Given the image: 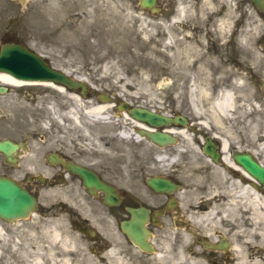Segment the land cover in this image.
Here are the masks:
<instances>
[{"label": "flooded vegetation", "instance_id": "flooded-vegetation-1", "mask_svg": "<svg viewBox=\"0 0 264 264\" xmlns=\"http://www.w3.org/2000/svg\"><path fill=\"white\" fill-rule=\"evenodd\" d=\"M102 2L76 5L83 10ZM260 50L264 61V38ZM259 71L261 86L264 67ZM4 77L0 73V179L33 194V215L62 217L79 234L78 253L69 264L112 258L127 264H264V185L237 160L247 155L264 168V154L257 141L246 139L239 121L193 128L201 156L197 177L185 179L179 166L189 158L179 151L187 149L152 146L123 118H112L117 124L101 132L87 120L81 121L82 131L68 118H41L38 110L26 114L23 88ZM83 174L102 188L89 186ZM152 179L172 186L155 188ZM133 213L147 250L123 230ZM23 221L0 218V264L22 263Z\"/></svg>", "mask_w": 264, "mask_h": 264}, {"label": "rangeland", "instance_id": "rangeland-1", "mask_svg": "<svg viewBox=\"0 0 264 264\" xmlns=\"http://www.w3.org/2000/svg\"><path fill=\"white\" fill-rule=\"evenodd\" d=\"M81 1L25 0L17 5L0 0V46L21 43L53 68L85 78L114 102L123 100L166 115L210 118L207 124L216 120L208 112L211 103L221 92L231 90L236 105L216 121L219 125L239 121L246 139L256 136L264 148V101L257 85V66H261L257 41L264 33V17L248 0H238L246 14L239 12L233 0H159L163 9L158 14L140 8L138 0L113 4L103 0L98 8L88 5L83 10L76 5ZM180 3L185 5L184 13L174 11L172 19L166 20L169 9ZM234 56L238 65L232 63ZM26 90L37 92L35 107L23 96L26 114L37 108L43 118H69L66 113L76 104L67 92L47 87ZM200 91L207 92V101L199 99ZM96 106L95 99H81L77 117L100 118L84 114ZM103 107L101 116L124 118L111 104ZM97 121L98 130L110 129L105 125L111 123ZM188 136L180 142L189 151V161L180 168L187 174L185 179H195L199 153L193 136ZM22 225L21 264H56L78 248L79 235L62 217L35 216ZM51 230L60 236L52 237ZM105 264L123 263L116 259Z\"/></svg>", "mask_w": 264, "mask_h": 264}, {"label": "water", "instance_id": "water-1", "mask_svg": "<svg viewBox=\"0 0 264 264\" xmlns=\"http://www.w3.org/2000/svg\"><path fill=\"white\" fill-rule=\"evenodd\" d=\"M250 1L259 9H263V0ZM151 4H153V0L142 2V5ZM0 69L8 71L18 79L49 81L65 85L71 89L81 88V95L85 94L84 84L70 80L64 74L49 69L38 56L31 54L19 45L10 44L2 47L0 52ZM100 98L103 99L102 97ZM119 108H125V106L120 105ZM128 114L132 118L146 121L151 125L166 124L168 122L166 119L168 117L141 108H132L128 111ZM175 118L182 117L177 116ZM148 136L159 144L167 140L166 135L162 133H149ZM242 160L244 161V159ZM258 176L264 179V172L260 171ZM33 203V198L25 191L20 193L10 182L0 181V216L4 218H9L8 216L14 217L15 215L26 216ZM130 237L138 243L135 234H131Z\"/></svg>", "mask_w": 264, "mask_h": 264}, {"label": "bare ground", "instance_id": "bare-ground-1", "mask_svg": "<svg viewBox=\"0 0 264 264\" xmlns=\"http://www.w3.org/2000/svg\"><path fill=\"white\" fill-rule=\"evenodd\" d=\"M183 9L184 8H180V12H183ZM6 82H9V83H13V84H29V83H19L18 81H15L13 80L11 77L9 76H5L4 77ZM31 84H37V83H31ZM43 86H47V87H51L53 89H56L58 90L60 93L64 94L66 93V91L62 88H58L56 86H53L51 84H43ZM239 86H242V84H239ZM198 96H199V99L200 100H208V96H207V92L205 91H200L198 92ZM70 95V98H73L76 102V104L70 108L68 110V112L66 113L67 116L69 118H78L77 117V114H78V111L80 110V108L78 107V105L80 106V103H81V99L78 98L75 94H69ZM235 97H234V93L233 91L231 90H227V91H223L219 94V97L214 100L212 103H211V106L208 108V112L210 113V116L211 118H215L216 120L221 118V116H225V115H228L230 113V111L235 107L236 105V101H235ZM195 103L197 101H194ZM104 110V107L102 105L100 106H96L92 109V111H86L84 112V114H87V115H90V114H95V115H98L100 118H106L105 116H101V112ZM196 114H201V112L199 111H196L195 112ZM126 118V117H125ZM181 137H184V138H188V135L186 133L185 130L183 131H180L178 133ZM262 138L264 139V134L262 135ZM263 146H264V143H263ZM50 233L52 234V237H56L58 238L60 236V234L56 231V230H51ZM68 257L66 258V260H61L59 263H56V264H68ZM38 264H40V262L38 261Z\"/></svg>", "mask_w": 264, "mask_h": 264}]
</instances>
